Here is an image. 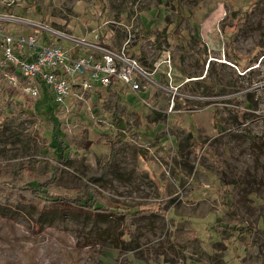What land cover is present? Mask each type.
<instances>
[{
  "label": "rangeland",
  "instance_id": "374dc122",
  "mask_svg": "<svg viewBox=\"0 0 264 264\" xmlns=\"http://www.w3.org/2000/svg\"><path fill=\"white\" fill-rule=\"evenodd\" d=\"M0 12L98 31L148 66L167 51L177 87L160 72L140 94L58 104L0 73V175L21 185L56 169L53 192L92 187L154 211L125 233L116 214L0 210V264H264V0H0Z\"/></svg>",
  "mask_w": 264,
  "mask_h": 264
},
{
  "label": "built area",
  "instance_id": "2783aa9c",
  "mask_svg": "<svg viewBox=\"0 0 264 264\" xmlns=\"http://www.w3.org/2000/svg\"><path fill=\"white\" fill-rule=\"evenodd\" d=\"M31 27L15 31L4 23ZM163 72L173 81L172 56L163 51L152 66L146 65L125 45L115 47L98 32L74 34L38 19L0 12V73L15 88L36 94L43 86L58 104L70 98L84 99L86 93L121 88L140 94L160 85ZM171 88L177 90L171 83ZM143 103L150 105L147 99Z\"/></svg>",
  "mask_w": 264,
  "mask_h": 264
},
{
  "label": "trees",
  "instance_id": "16d2710c",
  "mask_svg": "<svg viewBox=\"0 0 264 264\" xmlns=\"http://www.w3.org/2000/svg\"><path fill=\"white\" fill-rule=\"evenodd\" d=\"M236 61H238L239 64V60ZM247 66L248 65L244 67V70ZM209 68L210 64L208 66V71ZM56 139L60 141L58 145V147H60V144L64 143L63 139L58 135ZM11 175H14L11 171H8L6 176L0 175V210L28 208L38 211L40 214H44L46 211L79 210L84 211L86 214L99 217L116 214L124 220L125 233H131L135 217L144 216L147 212L154 213L153 210L147 209L145 205L136 204L134 206H125L119 204V202H112V204H110V202L108 203L103 200L105 197L101 192H97V189L95 190V188L92 187L87 188L85 186L81 191L75 192L74 194L53 192L51 187L55 182V175H57L56 169L50 181L32 178L21 185L14 183L12 178H10ZM130 208H134V210L129 211ZM157 211L162 212L163 208L159 206ZM244 229V232L254 237L261 231V227L258 225H244Z\"/></svg>",
  "mask_w": 264,
  "mask_h": 264
},
{
  "label": "crops",
  "instance_id": "0c3cea01",
  "mask_svg": "<svg viewBox=\"0 0 264 264\" xmlns=\"http://www.w3.org/2000/svg\"><path fill=\"white\" fill-rule=\"evenodd\" d=\"M136 56H138V55H136ZM141 60H142V58L140 57V56H138ZM104 91V90H103ZM125 91V90H124ZM130 91V90H129ZM114 92L115 93H118V91L117 90H114ZM129 93H132V94H134V95H136L133 91H130Z\"/></svg>",
  "mask_w": 264,
  "mask_h": 264
},
{
  "label": "bare ground",
  "instance_id": "6f19581e",
  "mask_svg": "<svg viewBox=\"0 0 264 264\" xmlns=\"http://www.w3.org/2000/svg\"><path fill=\"white\" fill-rule=\"evenodd\" d=\"M217 16V15H216ZM218 22V21H217ZM207 26V25H206ZM210 27V26H209ZM218 29V28H217ZM220 31V30H219ZM222 40H224V39H222Z\"/></svg>",
  "mask_w": 264,
  "mask_h": 264
}]
</instances>
